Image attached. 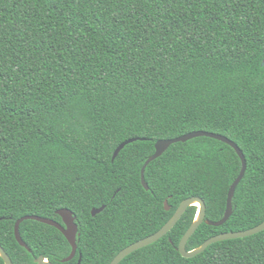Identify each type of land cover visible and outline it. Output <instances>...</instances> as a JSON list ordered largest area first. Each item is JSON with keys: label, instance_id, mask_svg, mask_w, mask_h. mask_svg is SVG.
Wrapping results in <instances>:
<instances>
[{"label": "trees", "instance_id": "trees-1", "mask_svg": "<svg viewBox=\"0 0 264 264\" xmlns=\"http://www.w3.org/2000/svg\"><path fill=\"white\" fill-rule=\"evenodd\" d=\"M264 0H0V245L14 264H111L186 199L224 218L242 170L236 151L200 137L170 147L141 171L160 140L206 131L247 160L233 215L203 223L192 251L264 222ZM127 145L113 161L116 149ZM169 200L170 211L165 208ZM105 206L97 216L94 209ZM69 209L78 252L55 227ZM121 264H264V231L212 244L194 258L179 245L196 220ZM0 264H5L0 256Z\"/></svg>", "mask_w": 264, "mask_h": 264}, {"label": "water", "instance_id": "water-1", "mask_svg": "<svg viewBox=\"0 0 264 264\" xmlns=\"http://www.w3.org/2000/svg\"><path fill=\"white\" fill-rule=\"evenodd\" d=\"M263 66H264V62H263ZM200 137H208V138L219 140L225 144H228L229 146H231L236 151V153L238 154V156L240 157V159L242 161V170H241L238 178L235 180V182L230 187V190L228 193L227 207H226V212H225L224 218L219 222H212V221L206 220L207 207H206L205 201L201 198H198V197L186 199L185 201H183L181 203L180 207L175 212L174 216L168 221L167 224H165V226L161 230H159L157 233H155V234H153L147 238H144V239L128 246L124 250H122L113 259L111 264H121V262L126 257L131 255L132 253H134V252H136L142 248H145L149 245H152V244L158 242L159 240H161L162 238H164L165 236H167L175 228V226L178 224V222L181 220V218L183 217V215L185 214L187 209L192 207V206L198 207V213H197L196 220L194 221L192 226L189 228V230L187 231V233L185 234V236L183 237V239L181 240L180 245H179V251L184 258H194V257L198 256L199 254H202L203 252H205L212 244H215V243H218L221 241H225V240L250 237V236L259 234V233L264 231V222H263L261 225L255 227V228L246 230V231L228 232V233L219 234V235L214 236V237L210 238L209 240H207L199 248H196L192 251L187 250V244H188L189 240L196 233L198 228L203 223L206 222L210 226L220 227L229 221V219L231 218V216L233 215V212H234L233 200H234V197L236 194V190H237L238 186L240 185L241 181L244 179L246 171H247V160H246V157H245L243 151L240 149V147L235 142H233L232 140H230L229 138H227L223 135L215 134V133H211V132H206V131H195V132H191L189 134H186L184 136H181V137H178L175 139L160 140L159 142H157L156 146H155V153L148 158V160L144 164L142 171H141L142 185L145 188V190H147V191L150 190V187H149L148 183L146 182L145 174H146L147 167L152 162L159 159L165 152H167L170 149V147L172 145L177 144V143H186L190 140L200 138ZM137 140L138 139H130V140H127V141L123 142L122 144H120L114 153L113 161L116 160V158L119 156L121 151L127 145L132 144V143L136 142ZM105 208L106 207L103 206L102 208L94 209L92 211V215L94 217L97 216L98 214L102 213L105 210ZM165 208L167 211H170L172 209V207L169 204V200L165 201ZM58 215L62 218V223L55 221V220H52V219H49V218H43V217H39V216H25L16 222L15 236H16V239L19 242V244L31 252L29 246L24 242V240L21 236L20 228H21L22 223L27 221V220H34V221H38L40 223L55 227L65 236V238L68 240V242L70 243V245L72 247V251H71L70 256H68L67 258L62 260L63 263H67V262L72 261L76 257L77 252H78L79 225L76 222V217L74 216L73 212L69 209L59 210ZM0 256L3 258L5 264H14L11 257L9 256V254L4 250V248L1 245H0ZM81 260L82 259L80 258L79 264L81 263ZM36 263L37 264H53L48 259H46L44 256H40L38 259H36Z\"/></svg>", "mask_w": 264, "mask_h": 264}, {"label": "bare ground", "instance_id": "bare-ground-1", "mask_svg": "<svg viewBox=\"0 0 264 264\" xmlns=\"http://www.w3.org/2000/svg\"><path fill=\"white\" fill-rule=\"evenodd\" d=\"M198 205V204H197Z\"/></svg>", "mask_w": 264, "mask_h": 264}]
</instances>
